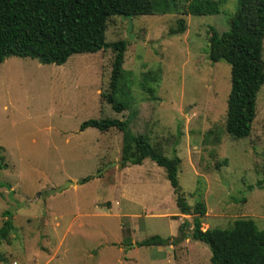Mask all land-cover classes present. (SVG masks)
I'll list each match as a JSON object with an SVG mask.
<instances>
[{
    "label": "rangeland",
    "instance_id": "rangeland-1",
    "mask_svg": "<svg viewBox=\"0 0 264 264\" xmlns=\"http://www.w3.org/2000/svg\"><path fill=\"white\" fill-rule=\"evenodd\" d=\"M153 1L158 13L113 17L106 31L107 42L128 44L119 96L131 100L130 110L117 113L101 96L109 91L112 50L73 55L61 66L17 57L0 65V228L7 211L14 225L0 239V264H211L209 246L191 236L195 215L180 213L166 170L150 158L122 168V132H80L90 119L134 115L135 135L178 156L186 204L207 207L204 231L239 219L264 229V189L257 186L264 85L251 136L233 138L225 129L231 66L209 56L211 29L228 31L240 0H223L211 16H183L173 0ZM181 18L186 31L171 35ZM68 181L75 184L41 197ZM155 235L178 242L137 246Z\"/></svg>",
    "mask_w": 264,
    "mask_h": 264
},
{
    "label": "trees",
    "instance_id": "trees-1",
    "mask_svg": "<svg viewBox=\"0 0 264 264\" xmlns=\"http://www.w3.org/2000/svg\"><path fill=\"white\" fill-rule=\"evenodd\" d=\"M222 4L223 0H173L174 11L183 16L218 15ZM156 13L153 0H0V65L8 58L17 57L31 58L43 65L61 66L73 55L112 50L115 56L109 91L101 96L115 112L122 113L130 110L131 103L130 99L123 100L119 96L128 44L125 41L107 42L108 24L116 16L134 18ZM186 29V21L181 18L170 34H183ZM263 43L264 0H240L238 9L230 18V29L222 34L211 29V61H225L231 66L225 129L233 138H248L253 131L258 94L264 85ZM134 117L131 115L125 121L90 119L84 121L79 130L84 132L94 128L105 133L117 129L123 134L122 168L142 165L150 158L166 170L177 194L180 213L195 215L191 236L209 246L211 264H264V229H260L253 219H239L229 229L204 231L202 218L207 214L206 205L203 202L195 207L187 205L179 185L178 171L182 160L178 156H164L145 136L135 135L130 127ZM262 174L263 179L257 186L264 189V160ZM92 179L89 176L80 183ZM4 215L8 219L0 228L2 240L8 239L14 230L12 212L7 211ZM184 227L185 224L181 225L180 230ZM177 242L172 237L155 235L138 242L137 246L167 247Z\"/></svg>",
    "mask_w": 264,
    "mask_h": 264
},
{
    "label": "water",
    "instance_id": "water-1",
    "mask_svg": "<svg viewBox=\"0 0 264 264\" xmlns=\"http://www.w3.org/2000/svg\"><path fill=\"white\" fill-rule=\"evenodd\" d=\"M101 174V173H99ZM74 181H68L66 182L64 185H62L61 187H58L56 189H53L47 193H43L41 194V197L45 200L47 197L51 196V195H55L57 193H62L64 192L65 190H67L70 186L74 185Z\"/></svg>",
    "mask_w": 264,
    "mask_h": 264
}]
</instances>
